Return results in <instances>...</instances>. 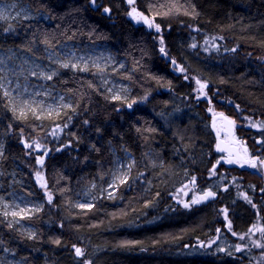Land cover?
I'll use <instances>...</instances> for the list:
<instances>
[{"label":"trees","instance_id":"16d2710c","mask_svg":"<svg viewBox=\"0 0 264 264\" xmlns=\"http://www.w3.org/2000/svg\"><path fill=\"white\" fill-rule=\"evenodd\" d=\"M22 1L49 22H0L1 49L44 59L43 46L105 43L124 58L126 68L116 75L130 90L125 100L113 99L99 87L97 68L61 69L51 81L71 105L39 121L17 116L0 88L3 179L20 166L43 199L36 214L24 217L34 236L0 216V255L28 264H244L188 250L199 251L192 244L224 224L223 216L231 227H247L250 215L255 225L264 210L255 189L260 176L248 170L246 195L247 171L215 152L206 112L212 104L233 117L237 134L264 160V0ZM130 7L157 30L135 23ZM197 81L206 84L209 102L195 97ZM121 150L132 156L129 173L112 196H98ZM187 181L203 197L183 206L171 194ZM89 185L91 206L70 207Z\"/></svg>","mask_w":264,"mask_h":264},{"label":"rangeland","instance_id":"374dc122","mask_svg":"<svg viewBox=\"0 0 264 264\" xmlns=\"http://www.w3.org/2000/svg\"><path fill=\"white\" fill-rule=\"evenodd\" d=\"M0 9H3L7 19L0 22L20 20H32L39 18L45 22H49L48 15L42 11L33 10L27 2L22 0H0ZM133 7L128 10L129 16ZM133 19V18H132ZM139 20V18H134ZM159 51L163 50V46L159 43ZM42 52L44 59L38 58L31 53L20 48L0 49V88L3 95L8 93L6 97L9 108L19 117H32L39 121L56 116L63 109L71 105L69 96L58 90L51 81L52 79H44L40 73L49 75L55 72L60 73L61 69L67 68L72 71L87 73L89 67H95L99 70L97 80L99 87L106 91L110 98L117 100H125L128 96L130 87L127 81L120 79L116 72L126 68L124 58L117 54L105 43H91L86 46L75 44L71 41L56 45L54 48L43 46ZM67 63L69 67H62ZM77 65L73 68L71 65ZM36 73V75H33ZM54 75V76H56ZM53 76V77H54ZM52 77V78H53ZM201 85V84H200ZM199 84L196 86L195 97L205 99L208 93L205 88H201ZM219 109L212 104H207L206 112L209 114V124L211 115L218 113ZM224 113V112H223ZM231 121L234 129H237L239 123L233 117L224 113ZM220 131V126H217ZM236 137V136H234ZM238 139L243 142L242 137L237 135ZM236 137V138H237ZM4 140L0 135V159L3 153ZM225 158V157H224ZM248 164H241L242 167L257 172H262L263 166L256 168L251 167V162L255 161L250 157ZM224 161L229 164L228 159ZM133 159L131 154L126 150L120 153L114 152L111 173L106 185L99 189L98 196L110 197L115 193L119 183L125 181ZM247 165V166H246ZM2 176V168L0 167V216L12 227L34 236L36 228L31 223L24 220V217H30L36 214L43 205V199L40 198L30 181L23 176L22 168L14 165L12 169H7ZM37 174L32 177L36 178ZM193 191V182L187 181L178 186L171 194L172 199L183 206L195 204L203 196H196ZM197 197V198H196ZM95 198L92 185L83 188L76 193L74 198L69 202V206L75 209H84L91 206ZM83 205V207H81ZM15 214V215H14ZM196 255L197 250L192 253ZM0 264H28L24 259L8 254L0 255Z\"/></svg>","mask_w":264,"mask_h":264},{"label":"flooded vegetation","instance_id":"af4514ba","mask_svg":"<svg viewBox=\"0 0 264 264\" xmlns=\"http://www.w3.org/2000/svg\"><path fill=\"white\" fill-rule=\"evenodd\" d=\"M1 49V48H0ZM202 85V84H201ZM200 85V86H201ZM204 88V87H203ZM206 89V88H205ZM204 96L206 102H209L208 97ZM200 96L198 99H201ZM221 115L228 118L224 115L223 111L219 110L218 113H215L211 116L214 117V122L217 126H220V137L224 140L228 139V136L223 132V128L221 126ZM229 119V118H228ZM230 120V119H229ZM231 121V120H230ZM232 124V121H231ZM236 129L233 127V134L232 137L236 139V148L241 156V159L236 161L232 159L231 155H226L224 153H220L223 157L228 159L231 162H228L230 167H235L238 170H246L247 171V179H245L246 183V195H248V170L252 171L260 176V181L262 186L256 187V191H258V196L260 198L264 197L263 193H260L262 189L264 191V165L262 172H257L249 169L248 167H242L241 164L245 163L248 164L252 157L255 161H260V156L258 154L253 153V151L248 147V141L238 139ZM236 136V137H234ZM245 147V148H244ZM247 166V165H246ZM222 215H225L224 211H220ZM258 213L255 222L257 224L252 225L250 224L253 219L250 215L248 218V226L243 227L242 225H235L231 227L228 224V220L226 216L222 217V222L224 224L216 225L211 234H208L204 239H197L195 243L192 245L198 246L200 249L197 253L200 258H206L207 255H212L216 261L221 259H232V260H239L244 264H264V210L257 211ZM252 231H249V230ZM208 229H204L202 232L206 233ZM241 237H243L241 239ZM187 247V246H186ZM239 248V250H237ZM192 256V255H191ZM195 256V255H193Z\"/></svg>","mask_w":264,"mask_h":264},{"label":"water","instance_id":"95a60500","mask_svg":"<svg viewBox=\"0 0 264 264\" xmlns=\"http://www.w3.org/2000/svg\"><path fill=\"white\" fill-rule=\"evenodd\" d=\"M132 2H133V0H129L130 4H132ZM91 4H93L92 0H91ZM132 15H133V17H139L141 23L146 27V29H148V30L151 29L152 22L144 13H142L140 11H137V12H133ZM153 28L155 30H157L156 26H154ZM169 62H170V67H174L178 71L176 62L174 60H171V59H169ZM147 97L148 96L146 95L144 98H147ZM214 119L215 118L212 117L211 129H212V132H213V134L215 136V151L219 152V153H225L227 155H231L233 160H236V161L240 160L241 156H240V154H239V152H238V150L236 148V145H235L236 144V139H234L232 137L233 128H232L231 121L228 118H226L225 116L221 115L222 121H221L220 124L223 127V132H225L227 134V136H228V139L224 140V139H222L220 137V134L217 131ZM36 181L38 182L39 180H36Z\"/></svg>","mask_w":264,"mask_h":264},{"label":"snow or ice","instance_id":"6c2138e0","mask_svg":"<svg viewBox=\"0 0 264 264\" xmlns=\"http://www.w3.org/2000/svg\"><path fill=\"white\" fill-rule=\"evenodd\" d=\"M92 3L93 4H95V0H92ZM110 10L108 9V8H104V12L105 13H107V12H109ZM133 12H135V9H133ZM4 19H7V16L4 14V11H3V9H0V20H4ZM11 30V25L9 26V28L8 29H5V31H10ZM233 51H234V49H233ZM0 63H2V61H0ZM175 63V62H174ZM62 67H69V65L67 64V63H65V64H63L62 65ZM71 67H73V68H75V67H77V65H75V64H73V65H71ZM33 75H36V73H33ZM40 75L41 76H43V78L44 79H48V80H50V79H52V77L54 76V75H56V73L55 72H52L51 74H49V75H45L44 73H40ZM197 83L199 84V81H197ZM204 87V85H201V88H203ZM8 95V93L7 92H5V96H7ZM117 99L119 98V97H116ZM129 107H131V105H129ZM25 147H28V145H25ZM229 162H231V161H229ZM258 164L259 165H264V160H260V161H252L251 162V167H253V168H256L257 166H258ZM195 178H193V180H194ZM213 195V193H211V192H209V193H206L205 194V197H208V196H212ZM49 199H51V197H49ZM81 207H83V205H81ZM15 215V214H14ZM249 231H252L251 229L249 230ZM243 237H241V239H242ZM58 242V241H57ZM237 250H239V248L237 249ZM75 253H76V255L77 256H81V255H83V253H82V251H81V249L80 248H76L75 249Z\"/></svg>","mask_w":264,"mask_h":264}]
</instances>
